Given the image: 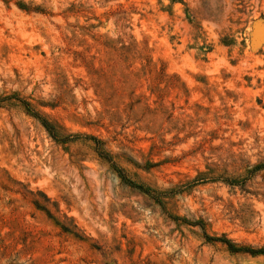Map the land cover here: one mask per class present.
I'll return each instance as SVG.
<instances>
[{
    "label": "rangeland",
    "instance_id": "1",
    "mask_svg": "<svg viewBox=\"0 0 264 264\" xmlns=\"http://www.w3.org/2000/svg\"><path fill=\"white\" fill-rule=\"evenodd\" d=\"M221 238L264 250V0H0V264H264Z\"/></svg>",
    "mask_w": 264,
    "mask_h": 264
},
{
    "label": "trees",
    "instance_id": "2",
    "mask_svg": "<svg viewBox=\"0 0 264 264\" xmlns=\"http://www.w3.org/2000/svg\"><path fill=\"white\" fill-rule=\"evenodd\" d=\"M35 116H37L38 118H40V121L42 123V125L49 131L52 133V126L48 123V121H46L44 118L40 117L37 113H34ZM96 144H98V141H96ZM99 150V149H98ZM100 156H102L103 158L110 160L107 153H105L103 150L98 151ZM131 185L136 186L137 188H139L140 190L147 192L145 189H143L140 185H135L134 183H131ZM211 239H215V237H209ZM223 242H225L228 246V248L232 251H244V252H248V253H258V252H264L263 249H257V248H251V247H236L235 245H233L232 243H230L229 241H227L224 238L219 239Z\"/></svg>",
    "mask_w": 264,
    "mask_h": 264
}]
</instances>
